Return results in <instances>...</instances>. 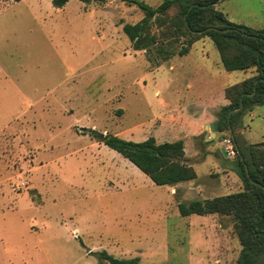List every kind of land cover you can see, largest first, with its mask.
I'll return each mask as SVG.
<instances>
[{"label": "rangeland", "instance_id": "1", "mask_svg": "<svg viewBox=\"0 0 264 264\" xmlns=\"http://www.w3.org/2000/svg\"><path fill=\"white\" fill-rule=\"evenodd\" d=\"M218 7L241 23L264 24V0ZM1 16L0 264H109L99 259L103 250L138 256V264H236L241 243L232 217L182 215L180 202L208 195L156 184L99 137L141 141L159 132L174 139L162 133L163 121L179 120L188 78L170 68L172 61L156 66L132 48L123 24L138 22L143 11L123 0H69L63 7L20 0ZM190 56L214 68L220 60L210 37ZM244 75L231 72L218 85ZM252 125L250 140H263L262 115ZM210 167L206 161L198 169ZM235 191L222 185L214 195Z\"/></svg>", "mask_w": 264, "mask_h": 264}, {"label": "trees", "instance_id": "2", "mask_svg": "<svg viewBox=\"0 0 264 264\" xmlns=\"http://www.w3.org/2000/svg\"><path fill=\"white\" fill-rule=\"evenodd\" d=\"M68 1L53 0V3L56 7H63ZM81 1L103 3L107 0ZM123 1L135 4L143 11V17L138 22L124 23L123 31L130 38L132 48L145 50L148 60L154 65H160L176 55H186L195 42L210 37L227 71L251 72L250 76L226 87L225 95L229 103L216 112L220 139L231 136L237 144L235 164L242 188L212 198L182 201L179 208L182 215L232 217L241 243L236 264H264V140L249 143L239 132L244 126V116L264 106V24L256 28L229 19L223 9L214 5L217 0H162L156 6L143 0ZM241 98L243 108L230 114L233 109L239 108ZM91 133L99 135L96 130ZM99 137L156 184L175 186L198 178L195 167L185 155L183 139L159 142L151 135L134 141L111 132ZM98 256L109 264H138L140 260L138 256L117 257L105 250Z\"/></svg>", "mask_w": 264, "mask_h": 264}, {"label": "crops", "instance_id": "3", "mask_svg": "<svg viewBox=\"0 0 264 264\" xmlns=\"http://www.w3.org/2000/svg\"><path fill=\"white\" fill-rule=\"evenodd\" d=\"M12 1L14 3L19 2L14 0H0V15H2L8 9L9 4H11ZM226 14L229 19L236 22H241L240 19H238L236 16H233L227 12ZM2 19L3 18L1 16L0 49L3 46L1 41V24L4 20ZM194 44L188 54L176 55L167 60L172 61L170 62V68L173 71L178 70L180 73H183L188 78V81L186 83L187 95L180 99L181 101L178 108L176 109L180 112L179 120H176L175 124H173V120L169 121V118L167 119L164 117V124L168 123V125H170L169 123H171L172 130L171 128H169L170 126L166 124L167 127L162 133L165 135H172V138H174L173 140H184L185 155L188 158V162L195 167L198 174V178L196 180L184 181L178 183L173 187L186 188L190 194H193L194 192L200 190L201 193L208 195V197L206 198H212L214 196H218L214 194L219 191V188L222 185L231 184L233 187L238 188V190L242 188L240 177L236 170V164L232 165L227 163L226 161V159L235 158L224 155L221 150V148L223 147V140L220 139L219 130L216 132V136L213 141L211 137L208 138L206 136L207 133H212L209 125L213 122H217V110L221 106L229 103V99L225 95L226 87L238 81L223 84L220 83L218 85V82L221 81L224 76L227 77L231 72L227 71L224 68L221 58L220 60H217V66L216 68H214L207 65V63L200 61V58L197 56L191 57L190 54L193 50ZM175 57H179L180 59L177 61H173ZM4 62V59L0 57V70L6 68ZM244 73L245 75L239 81L251 75V72ZM203 74H207L210 77L207 78V80H202L201 76ZM191 77L196 81L192 82L190 80ZM157 93H159V90L157 91ZM173 102L175 101L167 99L166 106L169 108L170 106L174 105ZM256 114L262 115L264 121V110L257 107L251 113L244 116V126L239 129L240 134H242L244 139L249 143H256L252 142L249 138V135L251 134L253 129L252 122ZM153 136H155L159 142L173 141L166 140V138H160L159 132L154 133ZM216 140H219V146L213 149L207 147L204 148L203 142L210 144L214 143ZM206 161H209L211 163V167L209 168V171L201 174L198 167ZM204 176H209L207 182H204L202 180Z\"/></svg>", "mask_w": 264, "mask_h": 264}, {"label": "water", "instance_id": "4", "mask_svg": "<svg viewBox=\"0 0 264 264\" xmlns=\"http://www.w3.org/2000/svg\"><path fill=\"white\" fill-rule=\"evenodd\" d=\"M220 2H221V0H217V1L214 2V5H218ZM257 81H258V80H257ZM257 81L255 82L254 92H253V93H255V91H256V84H257ZM242 108H243V98H241L239 108H237V109H233V110L231 111L230 114L235 113V112H238V111L241 110ZM209 127L211 128L212 133H207L206 136H207L208 138L211 137V138H212V141H213V139H214L215 136H216V132L218 131V124H217V122H213L212 124L209 125ZM231 131H232V130H231ZM103 134H105V133H102V135H103ZM236 147H237V144H236ZM221 150H222V152L224 153V155H227V151H226V148H225L224 146L221 148ZM239 153H240V151H239ZM247 171H248V168H247ZM248 174H249V171H248Z\"/></svg>", "mask_w": 264, "mask_h": 264}, {"label": "built area", "instance_id": "5", "mask_svg": "<svg viewBox=\"0 0 264 264\" xmlns=\"http://www.w3.org/2000/svg\"><path fill=\"white\" fill-rule=\"evenodd\" d=\"M223 146L226 148L227 155L235 158L237 156V147L234 139L231 136H227L223 139Z\"/></svg>", "mask_w": 264, "mask_h": 264}]
</instances>
